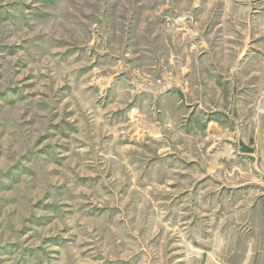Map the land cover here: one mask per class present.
<instances>
[{
	"label": "rangeland",
	"instance_id": "rangeland-1",
	"mask_svg": "<svg viewBox=\"0 0 264 264\" xmlns=\"http://www.w3.org/2000/svg\"><path fill=\"white\" fill-rule=\"evenodd\" d=\"M264 232V0H0V264H245Z\"/></svg>",
	"mask_w": 264,
	"mask_h": 264
},
{
	"label": "crops",
	"instance_id": "crops-1",
	"mask_svg": "<svg viewBox=\"0 0 264 264\" xmlns=\"http://www.w3.org/2000/svg\"><path fill=\"white\" fill-rule=\"evenodd\" d=\"M259 234L248 246L251 251L246 252L245 264H264V232L261 234L262 238L259 237Z\"/></svg>",
	"mask_w": 264,
	"mask_h": 264
}]
</instances>
